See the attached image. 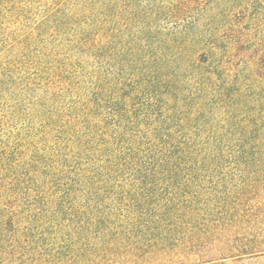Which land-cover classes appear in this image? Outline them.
Masks as SVG:
<instances>
[{"label":"trees","instance_id":"1","mask_svg":"<svg viewBox=\"0 0 264 264\" xmlns=\"http://www.w3.org/2000/svg\"><path fill=\"white\" fill-rule=\"evenodd\" d=\"M155 1L0 0V158L20 152L23 186L0 190V224L58 222L17 264H264V200L202 206L188 189L222 151L167 142L186 138L167 127L181 32L140 16Z\"/></svg>","mask_w":264,"mask_h":264},{"label":"rangeland","instance_id":"2","mask_svg":"<svg viewBox=\"0 0 264 264\" xmlns=\"http://www.w3.org/2000/svg\"><path fill=\"white\" fill-rule=\"evenodd\" d=\"M149 5L151 12L141 17L154 20L166 32H181L168 46L171 54L180 56L170 66L171 99L180 101V108L173 109L174 119L167 127L186 138L167 142L222 151L217 160L202 165L205 171L192 180L188 191L201 186V205L215 211L223 207L226 196L264 200V0H159ZM119 24L123 27L124 20ZM107 32H112L111 21ZM118 42L120 49L124 47V38ZM110 54L109 50L108 71L113 67ZM119 63L121 81L124 61ZM0 159V190L9 197L21 193V183L19 190L13 187L15 176L22 181V163L17 174L14 170L16 159L22 160L20 152ZM209 188H215L214 194ZM48 213L21 227L0 224V264H17L27 252L36 258L45 254L58 224L55 212Z\"/></svg>","mask_w":264,"mask_h":264}]
</instances>
